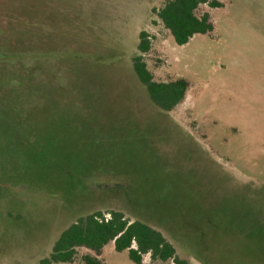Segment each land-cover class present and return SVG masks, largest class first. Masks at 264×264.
<instances>
[{"label":"rangeland","instance_id":"1","mask_svg":"<svg viewBox=\"0 0 264 264\" xmlns=\"http://www.w3.org/2000/svg\"><path fill=\"white\" fill-rule=\"evenodd\" d=\"M165 1L44 0L41 6L36 0H0L1 82L24 75L28 84L55 87V101L70 112L52 114L43 92L31 109L17 100L16 107L27 111L18 114L21 137L15 139L22 149L11 145L13 135L0 133V264H40L62 231L92 211L117 208L132 219L148 218L132 190L139 187L132 166L99 167L86 177L65 169L82 168L77 158L56 161L59 148L64 157L66 149H76L65 141L74 133L65 134L59 115L79 119L74 124L88 120L100 135L117 132L150 143L161 167L145 162L158 177L154 193L174 187L178 197L190 200L187 211L157 225L188 264H264L252 246L264 247V219L252 224L250 243L239 230L253 222L248 209H254V190L264 196V0L201 4L197 14L210 12L214 29L185 44L175 41L153 11ZM141 30L151 39L144 53L138 49ZM138 54L155 80L188 82L185 99L172 110L150 98L134 70ZM14 90L0 89V97L14 100ZM50 127L59 133L43 130ZM56 134L59 147L50 143ZM237 199L241 219L231 202ZM194 216L201 219L198 228L189 224ZM193 234L197 250L189 244ZM227 238V249L216 254ZM113 246L102 248L104 264H137L128 250ZM88 252L79 247L74 262L52 264H85ZM144 261L149 264V254Z\"/></svg>","mask_w":264,"mask_h":264},{"label":"trees","instance_id":"2","mask_svg":"<svg viewBox=\"0 0 264 264\" xmlns=\"http://www.w3.org/2000/svg\"><path fill=\"white\" fill-rule=\"evenodd\" d=\"M36 1L43 6L44 0ZM201 4H209L211 7H217L221 5V2L219 0H166L160 8L154 7L153 11L157 13L164 26L173 34L175 41L178 44H185L195 34L210 33L214 29L210 12L206 11L202 15L197 14L196 10ZM25 12L28 14V7L25 8ZM139 38V51L142 53L147 52L151 47L150 34L146 30H141ZM0 55H2L1 52ZM142 56V54L134 56L135 72L141 82L146 85L147 92L152 101L165 111L172 110L185 99L189 86L188 82L183 78L170 81L155 80ZM1 79L2 78H0L1 90L4 89L5 91L8 86L15 87V99L9 100L6 97L7 94H2L0 97V133L2 132L1 134L3 135H9V138L13 135L14 138H10L13 140L11 145L16 146L17 150L21 148V145H19L20 143L15 139L17 136L21 137V135H19V125L17 124L19 119L18 114H21L20 112L23 111L22 108L16 107L17 104L23 102L25 103L24 105L27 106L26 108L29 107L31 109L34 106L36 107L39 102V97L44 96L42 94L45 92L46 97L50 100L49 106L51 108L49 109L52 114L70 113H66L65 110H63V105L55 101L59 91V89L55 87L44 90L43 87H41V82L28 84L24 75L10 76L4 83L1 82ZM17 100H20V102L17 103ZM26 112L27 111H23V113ZM57 118L59 120L58 122H64V124H66L65 128L62 127L65 134L74 133L73 138L68 137L65 141L69 142V145L76 147V149H66L68 154L64 157L63 149L59 148V157L56 161L63 165V159L69 161L77 158L81 161L80 166H82V168L71 169L70 166H66L65 169L69 173H79L85 176L99 167L108 171L110 165L118 166L119 163L132 166V172L139 177V180L135 181V183L138 182L136 184L137 187H139H134L132 190L134 193H138L140 197L138 204L144 208L145 211H142V214L148 215V218L132 219L127 217L123 210L117 208H111L107 210V212L96 210L87 213L80 216L75 222L62 231L53 246L51 254L49 257L41 259L40 264H52L54 262L72 263L75 260L79 247H85L90 250V252L83 255L85 264H104L103 259L100 257V253L102 248L111 242L114 243V248L118 251L128 250L130 258L137 264H146L144 261L145 254L150 255L149 264H188L186 259L179 257L176 244L172 242L165 235L164 230L157 225H167V223H170L171 219L174 220L175 216L177 217L179 215L181 209L187 211L183 207L187 208V201L189 202L190 200L181 196L178 197L175 193L176 190H173L175 189L174 187L167 186L168 191L164 193V195H157V192L154 193L152 185L155 181L153 182V180L158 179V177L147 171L148 165L145 162L148 160H150V162L152 161L149 167H154L155 164L157 169L160 170L161 167H159L157 161L158 157L154 154L155 150L150 148V143L147 141L143 143V139L125 138L123 133L119 135L117 132L115 133L117 135L108 131L100 135L98 134V127L94 126L93 123L87 119V122L84 121L79 124H74L71 122L79 121V119L74 117L68 118L62 115H59ZM32 124L33 123L28 122V125ZM48 129H50L49 132L51 133H59L58 128L55 127L43 130ZM16 131L19 133L17 134ZM25 131L29 133V127L25 126ZM40 133L42 132H39V134ZM57 136H59V134H56L50 141L54 147H59L60 142L57 140ZM77 148H80L81 151L77 150ZM145 151H147V153ZM74 153L77 154L75 155L76 157H74ZM145 182L150 184V186L146 185ZM254 192L256 194L255 197H252L254 209H248L249 216H251L250 214L252 213V217L254 218L253 222L249 223L247 227L239 225V230L248 237L246 239L248 243L252 241V235L256 232L252 224H254L255 221L261 222V219H264V196L259 195V190H254ZM231 202L234 208L240 210L239 216L241 219V199H237V203L233 202V200H231ZM150 215H152L153 218H158L155 223L149 218ZM198 220L201 219L194 216L193 221L189 224H191V226L195 224V227L198 228ZM225 236L226 235H224V237ZM257 236L259 237V234H257ZM188 238L192 239L189 244L194 250H197V235H189ZM262 238L264 239V236ZM227 242L228 238L218 251L217 249L215 250L216 254H223L224 249H227L225 247L228 245ZM252 246L255 250L256 259L264 263V261H262L264 255H262L260 249H264V247L255 244H252Z\"/></svg>","mask_w":264,"mask_h":264},{"label":"crops","instance_id":"3","mask_svg":"<svg viewBox=\"0 0 264 264\" xmlns=\"http://www.w3.org/2000/svg\"><path fill=\"white\" fill-rule=\"evenodd\" d=\"M114 247V246H113Z\"/></svg>","mask_w":264,"mask_h":264}]
</instances>
